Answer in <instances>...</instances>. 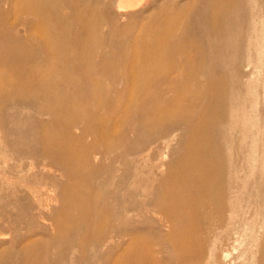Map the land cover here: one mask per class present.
Listing matches in <instances>:
<instances>
[{
	"label": "rangeland",
	"instance_id": "rangeland-1",
	"mask_svg": "<svg viewBox=\"0 0 264 264\" xmlns=\"http://www.w3.org/2000/svg\"><path fill=\"white\" fill-rule=\"evenodd\" d=\"M262 7L264 0H0V42L17 41L0 51L14 53L0 67V264H139L147 249L162 250V264H264V158L248 163L243 143L264 138V67L245 49L219 46L235 16L244 33ZM45 89L66 114L86 119L75 136L89 128L97 137L87 140L100 154L93 168L69 176L44 160L34 130L54 121L41 114L49 110L39 102ZM243 116L258 128L244 132ZM207 146L225 171L210 176L208 190L207 175L184 166ZM234 178L239 190L229 187ZM94 192L113 210L103 228L72 207ZM179 241L194 246L186 263L173 254Z\"/></svg>",
	"mask_w": 264,
	"mask_h": 264
},
{
	"label": "bare ground",
	"instance_id": "bare-ground-1",
	"mask_svg": "<svg viewBox=\"0 0 264 264\" xmlns=\"http://www.w3.org/2000/svg\"><path fill=\"white\" fill-rule=\"evenodd\" d=\"M132 1L133 0H123V3H126V6L128 5V7H129L132 4ZM223 1H226V0H223ZM219 12H220L219 13L220 16L224 17V15L226 14L227 10L226 9H221ZM241 20H242V17L240 19L239 16H235L233 22L227 27V29L225 31L224 38L221 41L219 40L220 44L219 43L218 44H219L220 48L223 49V50H227L228 48H231V49H233L235 51H239L241 49H245L244 51H246L249 55H254V57H255L254 59H255V61H256V63L258 65L264 67V7H262V8H254L252 10L250 16L248 17V19L245 22V24L247 26V29H246V31H244V33H242V31H241V29H242L241 28V25H242V23H241L242 21ZM219 29H221V27ZM243 41L245 42V44H244ZM16 42H17L16 40H14V42L11 41L9 43L8 42H6V43L0 42V51H2V49H7V50L11 51L10 49L12 48V46L17 44ZM13 57H14V53L13 52L9 53V56L0 55V67H2V66L6 67V68L10 67L11 66L10 62L13 61V59H12ZM39 93H41V92H39ZM36 96H38V95H36ZM40 96H41V100L39 102H41V103L43 102L44 104L46 103V104H48L47 106H49V110L46 111V112H41V114H43V115H45V114L47 115L48 114V115L54 117V121L53 122L45 123V122H41L40 121V125L34 130L35 137H39V140L41 141L40 145H42L41 146V151H42L41 153L43 154V158H44L45 161L47 160V161L50 162L49 163L50 165H48V166L50 168H52V170L55 168L58 171H61V172L65 173L66 175H69V176H72L74 174V172L78 171L77 169L80 168V165H85L88 168H93L94 167V160L98 159L100 154L97 153L95 145L94 144L93 145H89L87 143V140H88V137H93L94 139H96L97 137L93 135L94 133H92V135L90 133H88L89 132L88 131L89 128L84 130V131H82L81 134L79 133L80 134L79 136H75L72 133L73 129L74 130L75 129H82L83 130L84 126H83V128H81L80 126L83 123V121L86 120V119L82 118V117H79V116H71L69 113H67L68 114L67 115L66 114L65 105L59 103V99L56 97L57 96L56 92H54L53 90L45 89V90L42 91ZM31 108H34V107L31 106ZM0 112H1V106H0ZM20 112H19V110H16V114H15L16 115V119H19V113ZM64 114H66L67 116H65ZM243 120H245V123H246V126H244V129H243L244 132H250L249 130H254V129L258 128V126H259L258 124H253L252 127L248 126L249 125L248 124L249 119L246 118L245 116H243ZM59 121H61V122L66 121L67 125L64 127L63 126L64 123H59ZM87 121H88V125L91 126L92 125L91 121L88 120V119H87ZM200 121H201V124H205V119H201ZM0 122H2L1 119H0ZM183 123H185V121ZM188 124H190V123H188ZM182 125H184V124H182ZM260 129H264V128L262 126H260ZM79 132H81V131H79ZM123 138H125V137H123ZM126 138H127V136H126ZM108 139L109 138L106 136L105 139H103V140H105L109 152H114L115 143L112 140H108ZM263 142H264V138L263 137L260 138L259 140H256L255 138L251 139V140L247 139V142L245 141V139L243 140V143H248L250 145L248 151H249V153L252 154V157L247 159L248 163L253 164L254 163V156H257V155L259 157L264 158V150H261L259 148V145L261 143H263ZM98 144H99V142H98ZM74 145H77V147H78L77 149H75L76 151L75 150L72 151L71 147H73ZM64 148H71L70 152L69 153L64 152ZM118 149H119V147H118ZM103 152H105V151H103ZM193 152L196 153V155H192V157L184 160V166L188 170L190 169L192 171L200 173L201 175H207V180L204 183V188L208 190V189L211 188V183H210V180H209L210 176H214L215 178L219 177V176L221 177V175L224 176L225 171L222 168V163L220 162V160L218 158H215V157L212 156V154H211L212 153V149L210 147H208V146L205 147L203 150H200V148H197ZM200 153H202L203 156H201ZM101 157H104V155H101ZM105 157H104V160H106ZM129 157H131V156H129ZM123 161H125V159ZM117 163H119V162H117ZM31 165H33V164H31ZM247 165H249V164H247ZM254 165H255V163H254ZM234 179H236V178H234ZM237 179L236 180H232L231 186H229L230 189H233V190L234 189H236V190L240 189V187L238 185L239 181ZM223 181H225V179H223ZM221 182H222V180H221ZM241 182L239 184H241ZM224 184L221 183V185H220V189L222 191H223V188L225 186ZM110 186H112V185H109V188H110ZM121 186L124 188L123 184ZM95 192L92 193L93 195H92V197H91V199L89 201L84 200L82 198L80 200L75 201L72 204L73 205L72 207L79 206V209L85 210L86 213L89 214L90 222H94L96 224V226H98L100 228H103V227L108 226V225L113 223V216H112V211L113 210L111 209L112 207L110 208L108 206V203L100 205L98 203V194L95 193ZM110 194H112V193H110ZM220 208L222 210H224V204H221ZM126 210L127 209L125 208V206L123 204L118 208V212L123 214V215H125ZM126 217H127V215H126ZM236 222H238V221H236ZM76 225H77V223H76ZM233 225H235V222L233 223ZM139 229H141V228H139ZM150 229H151V227H150ZM176 230H175V232H176ZM133 231H137L138 232V230H133ZM139 232H141V230H139ZM175 232H174V234H175ZM138 233H137V235H139ZM150 233H148V234H150ZM140 234H144V231H143V233L141 232ZM123 235H126V234H123ZM187 236H189V235L187 234ZM174 238H176V237H174ZM152 240H153V238L151 239V241ZM159 241L160 240H157V243ZM163 241H165V240H163ZM159 243H161V242H159ZM159 243L157 245H159ZM179 243H180V241H179ZM164 244H166V243H164ZM164 244L162 246H164ZM106 246H107V244H106ZM195 246H196V243H195ZM153 247H154V245H153ZM193 247L194 246L192 244L188 245V244H185V243L181 242L179 245L177 244V246L174 247L173 254L176 255V256H179L181 259H183L181 261L186 263L188 261L187 252H188V250L190 251V249H192ZM203 247H205V246H203ZM161 251L162 250L159 251V250H156V249L143 250L141 253H139V255L136 256L137 258H135V259H136L137 263H139V264H162V262L164 263L165 261H164V258L161 257ZM173 254H171V255L173 256ZM192 255H194V254H192ZM199 255L201 256L200 253H199ZM120 257H122V255L121 256L120 255L116 256V258H117L116 261L119 262ZM189 257H191V256H189ZM177 263H179V262H177ZM173 264H175V262Z\"/></svg>",
	"mask_w": 264,
	"mask_h": 264
}]
</instances>
